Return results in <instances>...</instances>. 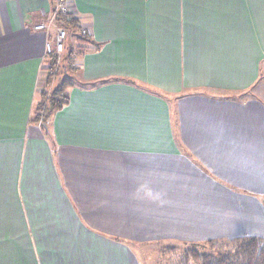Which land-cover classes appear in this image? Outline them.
<instances>
[{"label":"crops","instance_id":"0c3cea01","mask_svg":"<svg viewBox=\"0 0 264 264\" xmlns=\"http://www.w3.org/2000/svg\"><path fill=\"white\" fill-rule=\"evenodd\" d=\"M68 1L79 74L44 124L54 0H0V264L264 239V0Z\"/></svg>","mask_w":264,"mask_h":264},{"label":"trees","instance_id":"16d2710c","mask_svg":"<svg viewBox=\"0 0 264 264\" xmlns=\"http://www.w3.org/2000/svg\"><path fill=\"white\" fill-rule=\"evenodd\" d=\"M58 23L67 31L76 32L79 27V21L72 15H65L58 17ZM90 40L85 35L78 37V43L89 44ZM80 48H83L80 46ZM66 56L63 61H71L74 57L79 56V53L71 49V46L66 47L64 51ZM62 55H51V68L55 67L61 59ZM49 58V57H48ZM74 85V81L66 78L60 85L52 92L44 93L40 104L36 108L35 120L47 123L48 119L57 111L63 109L69 104L68 89ZM246 240V241H242ZM225 243L234 242L239 243V246L234 250L226 252H219L218 254L201 253L196 245L195 248L185 250L183 256L179 259L177 264H264V239L261 238H243L238 240H223ZM218 243V242H217ZM216 244L214 241L205 243L202 247H213ZM169 256L177 253L176 249H170ZM167 254V253H166ZM180 256V255H179ZM174 257L170 256L168 264L174 263Z\"/></svg>","mask_w":264,"mask_h":264},{"label":"rangeland","instance_id":"374dc122","mask_svg":"<svg viewBox=\"0 0 264 264\" xmlns=\"http://www.w3.org/2000/svg\"><path fill=\"white\" fill-rule=\"evenodd\" d=\"M62 27V26H61ZM64 28V27H63ZM67 31V30H66ZM70 32L67 31V38H68V34ZM67 41V40H66ZM66 44V42H65ZM67 47V45H66ZM65 47V48H66ZM66 56L64 55V53L62 54V57L59 61V63L57 65H54L55 67H52V69L48 66L51 67V62L48 63V66L45 68V73L44 75H46L47 79L49 81H53L54 84L57 86L58 82L61 83L63 80H65L66 78L70 79V80H75V78L78 76L79 74V59H78V55L77 57H74L72 62L71 61H63L64 58ZM50 58V57H49ZM76 83V82H75ZM53 86H51L52 89ZM46 93V92H45ZM50 93V92H49ZM242 241H246V240H242ZM218 242V243H217ZM234 242H224V241H216V244L213 247H202V246H197L198 248H196L195 250L200 251L201 253H209V254H218L219 252H226L228 250H234L239 246V243L237 244H233ZM190 247L189 246H185V247H179L176 249L177 253L175 254V258H174V263H178L179 259L183 256L185 250H189ZM180 255V256H179ZM165 256L166 254L163 253V255L161 256L160 254L157 256L156 258L158 259V263L157 264H168L167 261L165 260ZM155 258V257H154ZM164 258V259H163ZM179 258V259H178ZM163 259V260H162ZM194 264V263H193Z\"/></svg>","mask_w":264,"mask_h":264},{"label":"built area","instance_id":"2783aa9c","mask_svg":"<svg viewBox=\"0 0 264 264\" xmlns=\"http://www.w3.org/2000/svg\"><path fill=\"white\" fill-rule=\"evenodd\" d=\"M71 7L68 0H54V8L48 23H41L34 27L35 31L48 32L51 26L57 28L56 39L52 44L50 40L46 44L47 57L51 55H62L65 51V42L67 40V31L58 25V17L69 15Z\"/></svg>","mask_w":264,"mask_h":264}]
</instances>
